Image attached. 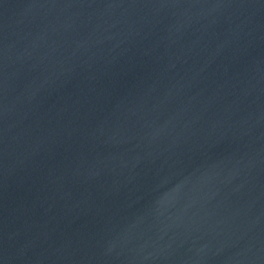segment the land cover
Here are the masks:
<instances>
[{
	"label": "water",
	"instance_id": "obj_1",
	"mask_svg": "<svg viewBox=\"0 0 264 264\" xmlns=\"http://www.w3.org/2000/svg\"><path fill=\"white\" fill-rule=\"evenodd\" d=\"M0 264H264V0H0Z\"/></svg>",
	"mask_w": 264,
	"mask_h": 264
}]
</instances>
